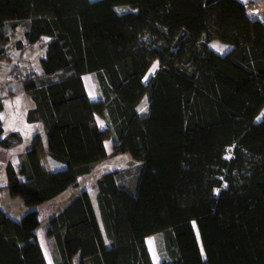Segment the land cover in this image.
Returning a JSON list of instances; mask_svg holds the SVG:
<instances>
[{"label":"trees","instance_id":"1","mask_svg":"<svg viewBox=\"0 0 264 264\" xmlns=\"http://www.w3.org/2000/svg\"><path fill=\"white\" fill-rule=\"evenodd\" d=\"M19 27L17 50L43 48L41 73L21 77L26 121L61 167L47 172L33 144L6 161L0 192L29 210L0 231V264H47L38 209L107 158V138L136 173L105 171L95 205L80 191L48 217L54 264H153L149 235L159 264H264V18L239 0H0V59ZM21 142L0 120V150Z\"/></svg>","mask_w":264,"mask_h":264},{"label":"rangeland","instance_id":"2","mask_svg":"<svg viewBox=\"0 0 264 264\" xmlns=\"http://www.w3.org/2000/svg\"><path fill=\"white\" fill-rule=\"evenodd\" d=\"M22 30L23 29L19 27L16 32L12 34L11 42L6 48L7 56L4 59H0V95H3L4 104V108L0 112V120L5 133L10 131H17L22 136V142L16 147L7 150H0V185L5 184L6 182V176L4 171V165L6 161L9 160L16 164L18 162V155L24 152L33 143L35 144L36 149L39 152L40 159L42 157V153H46L45 136L41 124L28 123L26 121V112L29 108L33 106V103L30 97L23 90L21 79V77L25 75V73H41L39 57L43 53V48H41L38 43H34L27 46L22 51L17 50L14 47V41L18 38L23 37ZM211 46L214 47L216 51H223V48L225 46L226 49L229 47V45L221 43L217 40L212 42ZM156 65L157 60H155L151 65L150 69L146 73L145 79L150 74H152L153 69L156 67ZM13 67H15L16 69L12 72L11 68ZM145 105V99H142L140 103V109L143 110ZM127 155L128 154L126 153V155H120L119 157H109L104 161L100 162L98 165H96L94 170L89 175L81 176L78 178V185H76L75 188H68L67 191L63 192L56 199V201L66 198L68 195L71 194L72 191H74V189L86 191V193L90 197L91 192L95 191L96 179L105 171L129 167L131 169V172L135 174V170H137L136 164L138 163H134L131 158ZM57 205L58 206L55 212L58 211L60 208L59 203ZM0 206L3 211L7 214V218L0 222V231L3 228H6V226H9L12 235V221H18L29 210V208L23 204L22 199L20 197L11 196L8 193L7 188H4L0 192ZM39 215L40 219L42 220L41 227L39 228L41 245L48 263L54 264V260L50 252L48 242L44 237V227L46 226V221L48 219V217H46L47 213L45 211H42ZM44 217L47 218L46 221H43ZM95 231L98 242L102 246L105 241L100 227L96 225ZM146 245L153 264H159L160 256L156 248V236H147ZM75 261L74 264H76Z\"/></svg>","mask_w":264,"mask_h":264},{"label":"crops","instance_id":"3","mask_svg":"<svg viewBox=\"0 0 264 264\" xmlns=\"http://www.w3.org/2000/svg\"><path fill=\"white\" fill-rule=\"evenodd\" d=\"M239 1L246 5V8L248 9V11L251 14H253V15L259 17V18H264V0H239ZM212 42H214V41H211L209 43L210 46H211ZM225 49H226V46L223 48V50H225ZM82 78H83L84 86H85L86 92L88 94V97L91 100H96L98 98V92H97V89H96V83L94 81L93 74L85 73V74H83ZM95 118L99 122L100 125H102V126L105 125L104 119L101 116L95 114ZM33 145H34V147L36 149V146H35L34 143H33ZM104 146H105L106 153L108 155L107 158H109V157H119L120 155H126V153L118 154V155H110L112 150H113L112 149V140H111V138L105 139ZM36 152H37V156H38V159H39V162H40L41 166L47 172L54 171V170L59 169L61 167L60 164H58L55 161H53L52 159H50L48 154L42 153V157L40 159L39 152L37 151V149H36ZM127 156H129V155H127ZM79 192H80V190H78V189L75 190L74 189V191H72L71 194L68 195L66 198H64L62 200H59V201H56V199L62 194L61 193L60 195L55 197L53 200H51V201L43 204L42 206H40V208L38 209V219H39V222H40L39 228L41 227V222H42V220L40 219V215H39L40 212H42V211L44 212L45 211L47 213L46 217H49L51 214H53L55 212V210H56V208L58 206L57 205L58 203L60 205V208H59V210H60L73 196H75ZM94 194H95V191H92L91 194H90V198H91L92 203L95 205ZM46 217H44L43 221H46V219H47ZM45 227H44V230H45ZM39 228L37 230V237H38V241H39V244L41 246V249L43 251V248H42V245H41V241H40ZM2 230H1V232H2V234L4 236H11V230H10L9 226H6V228H3ZM44 237L46 238L45 234H44ZM46 241L48 242L47 238H46ZM43 253H44V251H43ZM44 256H45V254H44ZM47 264H49L48 261H47Z\"/></svg>","mask_w":264,"mask_h":264}]
</instances>
